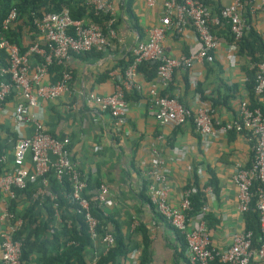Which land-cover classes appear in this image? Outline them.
<instances>
[{
	"label": "built area",
	"instance_id": "1",
	"mask_svg": "<svg viewBox=\"0 0 264 264\" xmlns=\"http://www.w3.org/2000/svg\"><path fill=\"white\" fill-rule=\"evenodd\" d=\"M96 12L109 17L107 31L97 24H84L72 20L67 10L59 13L32 14V24L37 31V39L29 44L24 53L15 44L0 38V57L5 54L7 66L0 69V114H6V103L11 98L15 101L11 119L15 125L30 128L31 134L19 137L9 161L7 154L0 156V164L9 163V171L0 176V264H23L22 241L15 238L24 224L23 219L9 210L12 201L17 199V191L35 183L36 189L32 200L40 201L48 195V175L53 172L61 182L65 179L71 191L70 201L83 214L84 222L92 238L97 236L100 222L92 213L93 208L103 209L107 202L108 188L104 184L93 194H86L88 177L85 176L70 157L69 140L53 137L48 133L43 120L42 100L52 101L70 92L72 75L68 64L73 56H82L91 52L109 50L117 40V32L112 27L116 17V6L108 0H86ZM250 13L262 11L264 0H232L227 6L213 14L203 0H164L163 16L160 24L147 31L146 40L138 41L132 49V63L116 81L113 93L98 95L94 92L84 94V101L89 107L111 115L120 125L128 111L126 93L141 90L137 83V65L143 61L158 62L156 84L150 89L153 116L160 126L178 127L192 122L202 146L205 148L217 135L234 131L246 132L253 142V161L249 167L240 163L234 166L232 182L237 191V211L243 216L249 210L256 196V210L259 216L261 237L257 248L252 245V232L241 229L231 236V243L225 249L214 247L205 219L208 213L207 202L200 212L188 219L192 210V189H183L178 196V203L172 206L168 200L169 187L164 173L165 162L154 144L150 152V162L146 170L147 193L151 205L163 217L165 222L185 240L189 264H264V114L260 108H251L248 102L238 107L237 119L220 124L210 113L209 106L199 103L195 111L179 103L176 98L163 96L161 92L172 82L176 70L192 69L196 65L213 63L222 43L226 44L228 57L234 61L237 42L247 30L246 9ZM17 20L15 9L9 11L2 22L3 29H8ZM191 26L199 41L197 51L177 58L168 57L162 42L170 30L181 34L184 28ZM228 26L234 41L229 43L223 38H216L213 26ZM264 35V34H263ZM37 57L39 63L32 65L31 58ZM53 64L61 65L63 71L57 81H49V69ZM253 92L264 104V61L257 64ZM191 83L195 85V73H191ZM4 104V105H2ZM199 178L202 169L198 168ZM207 201L214 197L210 187L202 189ZM57 211V205H53ZM58 221L59 217L56 213ZM71 222L68 223L70 226ZM112 233H105L102 242L107 252L114 245ZM68 245L75 244L68 241ZM90 264H96L93 259Z\"/></svg>",
	"mask_w": 264,
	"mask_h": 264
},
{
	"label": "crops",
	"instance_id": "2",
	"mask_svg": "<svg viewBox=\"0 0 264 264\" xmlns=\"http://www.w3.org/2000/svg\"><path fill=\"white\" fill-rule=\"evenodd\" d=\"M116 6L117 40L105 51L73 56L68 64L72 75L70 92L52 100H42L41 118L48 132L59 139L69 140L71 159L79 170L91 179L108 188L107 202L103 214L115 215L120 223L129 217L133 224L128 229L130 253L124 264H139L142 252V236L133 232L140 222L147 228L150 241L148 264H187L188 250L185 240L166 222L154 218L151 207L141 201L140 192L147 193L146 170L151 157V146L155 145L164 159V173L169 187L168 200L177 205L179 193L192 178L194 170L202 169V183L207 180L206 167L213 170L219 186V195L209 199L208 213L211 226L208 227L214 247L225 249L231 243L234 232L243 229V216L237 211V191L232 182L234 166L240 163L249 167L253 161V142L247 134H220L207 147L202 146L192 122L178 127L160 126L153 116L149 92L156 81L147 82L139 74L136 77L141 90L128 95V111L123 123L107 113L95 110L84 101V94L98 95L113 93L120 78L121 61L132 58V49L138 41L146 40L147 31L160 24L164 0H133L132 11L136 21L125 13V0H108ZM232 0H209L211 10L227 6ZM259 34L264 36V13L256 11L251 15ZM136 25L138 28H136ZM164 53L170 58L189 55L199 48L194 29L187 25L181 34L168 31L162 42ZM226 44L222 43L210 64L196 65L192 72L176 70L171 84V93L195 111L199 103L211 105L215 100L214 118L220 124L237 119L238 107L250 102L247 90L245 62L235 54V60L228 57ZM121 66V65H120ZM195 73V85L191 83ZM107 75L104 78V75ZM189 75L190 88L185 86ZM199 83L208 96L203 101L194 88ZM226 98V99H225ZM209 99V100H208ZM15 101L6 103V114H0V126L9 128L25 137L31 134L26 126L15 125L11 112ZM5 133L0 131V136ZM149 198V196H148ZM4 223L0 222V227ZM41 254L34 253L28 264H39ZM189 264V261H188Z\"/></svg>",
	"mask_w": 264,
	"mask_h": 264
},
{
	"label": "trees",
	"instance_id": "3",
	"mask_svg": "<svg viewBox=\"0 0 264 264\" xmlns=\"http://www.w3.org/2000/svg\"><path fill=\"white\" fill-rule=\"evenodd\" d=\"M132 1L125 0L124 9L126 16L130 20L136 21L135 15L132 11ZM209 0L203 2L210 8ZM15 9L17 12V20L8 29H3L2 22L8 15L9 11ZM221 8L211 10L213 14H218ZM67 10L72 20H78L84 24L94 23L99 25L104 32L107 31V21L109 17L103 13L96 12L94 8L87 3L86 0H0V38L8 40L10 43L15 44L24 53L29 44L37 39V31L32 24V14L41 16L43 13H59ZM249 7L246 9L245 18L247 21V30L244 36L237 42L236 55L245 62L243 68L247 76V90L250 97L248 103L251 108H260L264 114V104L261 103L253 92L255 82L256 66L264 61V36L259 34L254 26ZM113 24V28L117 32V24ZM136 28L137 25H136ZM212 33L216 38H223L227 42L234 41L229 27L226 26H213ZM5 54L0 57V69L7 66ZM133 58L127 61H121L119 69L121 75L124 74L126 68L132 63ZM40 61L37 57L31 58L32 65L38 64ZM209 64V63H206ZM158 62L143 61L137 65V73L140 74L145 81L152 82L156 79ZM180 70V69H179ZM63 71L61 65L53 64L49 69V81L54 83L57 81ZM184 72H189L184 70ZM175 74V73H174ZM106 74L103 76L106 78ZM189 75L185 76V86L190 88ZM4 80L0 77V81ZM173 81V80H172ZM171 84L166 87L161 94L171 98H176L180 104L189 108L180 99L171 93ZM195 93L200 94L203 101L207 97L201 85L197 83L194 88ZM138 92L133 90L126 93L128 95H136ZM11 98L8 99V101ZM226 99V98H225ZM209 100V99H208ZM210 113L214 118L215 100H209ZM4 105V104H2ZM194 127V126H193ZM0 131L5 133L4 137L0 136V156L7 154L9 161L13 158L12 150L19 138V134L9 128L0 126ZM53 137L56 135L53 132H48ZM226 134H236L234 131H229ZM243 134H247L243 132ZM248 135V134H247ZM9 171L8 164H0V176L5 175ZM207 180L202 183L194 170L192 178L184 189H192L194 193L191 197L192 210L188 213V219L196 216L201 208L207 201V197L203 194L202 189L210 187L213 194L219 195V186L217 178L209 167H206ZM100 186L97 180H88V189L86 194H93ZM35 183H29L27 188L22 191H17V199L12 201L9 210L17 217L23 219L24 224L20 232L15 236L16 239L22 241V262L28 264L34 253L41 254L39 264H90L95 259L96 264H124L128 254L130 253V243L128 239V229L133 224V219L130 217L119 222L115 215H104L103 210L93 208L92 213L98 218L100 224L97 227V236L92 238L88 228L84 222L83 214L78 213L77 206L70 201L69 194L71 187L69 183L63 179L59 182L53 172L48 175L47 191L54 195V199H50L48 195L44 196L40 201L32 200V194L36 189ZM141 201L149 205L154 212V218L164 221L163 217L156 212L155 208L151 205L145 190L140 192ZM57 205V211L54 210L53 205ZM59 217V221L57 215ZM205 219L207 226L210 227L211 215L206 214ZM245 231L252 232V245L257 248L259 239L261 237L259 216L256 210V196L253 197L249 210L243 214ZM71 222L70 226L68 223ZM112 233L114 236V245L105 251V244L102 242V237L105 233ZM133 232L139 233L142 236V252L139 257V264H148L150 261V241L148 239L147 228L143 222L133 229ZM178 234V232H176ZM74 241L75 244L68 245V241ZM188 264V261H187Z\"/></svg>",
	"mask_w": 264,
	"mask_h": 264
}]
</instances>
